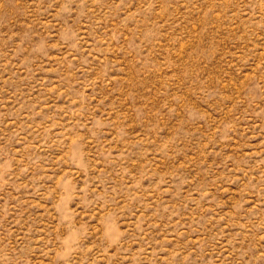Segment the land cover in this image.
<instances>
[{
    "label": "rangeland",
    "instance_id": "obj_1",
    "mask_svg": "<svg viewBox=\"0 0 264 264\" xmlns=\"http://www.w3.org/2000/svg\"><path fill=\"white\" fill-rule=\"evenodd\" d=\"M0 264H264V0H0Z\"/></svg>",
    "mask_w": 264,
    "mask_h": 264
}]
</instances>
